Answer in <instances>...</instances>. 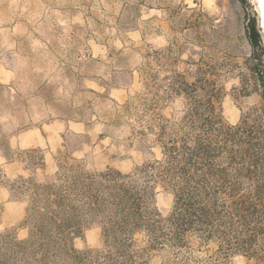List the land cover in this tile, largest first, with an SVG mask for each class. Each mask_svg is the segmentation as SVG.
Returning a JSON list of instances; mask_svg holds the SVG:
<instances>
[{
    "label": "rangeland",
    "instance_id": "rangeland-1",
    "mask_svg": "<svg viewBox=\"0 0 264 264\" xmlns=\"http://www.w3.org/2000/svg\"><path fill=\"white\" fill-rule=\"evenodd\" d=\"M252 18L253 0H0V264H75L78 252L106 248V223L84 209L68 249L54 234L47 255L11 256L34 227L31 180L58 189L79 172L128 174L162 160L137 107L153 50L176 49L175 65H154L160 80L213 58L224 75L225 122L264 129V87L246 34ZM181 109L174 100L156 112L178 118ZM173 206L171 190L157 183L152 207L166 218ZM135 239L145 245L142 234ZM167 257L152 252L149 264ZM226 264L257 262L237 253Z\"/></svg>",
    "mask_w": 264,
    "mask_h": 264
},
{
    "label": "trees",
    "instance_id": "trees-1",
    "mask_svg": "<svg viewBox=\"0 0 264 264\" xmlns=\"http://www.w3.org/2000/svg\"><path fill=\"white\" fill-rule=\"evenodd\" d=\"M246 34L264 87L262 36L254 18ZM175 50L170 46L146 56L144 98L137 106L147 129L155 132L162 160L128 174L79 172L70 181L60 179L58 189L31 180L34 227L28 239L12 246L11 256L36 255L33 248L47 255L54 234L58 247L68 249L71 234L84 227L85 209L106 223V248L78 252L75 264H149L156 251L167 253L162 264H226L237 253L264 264V129L247 120L225 122L224 75L211 57L202 55L193 70L171 71L160 80L153 67L175 65ZM261 96L264 110V90ZM174 100L182 103L180 117L156 112ZM157 183L174 196L166 218L152 207Z\"/></svg>",
    "mask_w": 264,
    "mask_h": 264
},
{
    "label": "water",
    "instance_id": "water-1",
    "mask_svg": "<svg viewBox=\"0 0 264 264\" xmlns=\"http://www.w3.org/2000/svg\"><path fill=\"white\" fill-rule=\"evenodd\" d=\"M253 5L257 14V23L259 26V30L264 42V0H253Z\"/></svg>",
    "mask_w": 264,
    "mask_h": 264
}]
</instances>
